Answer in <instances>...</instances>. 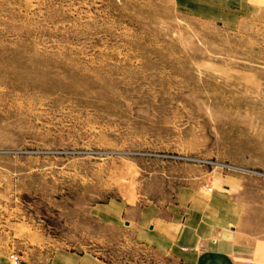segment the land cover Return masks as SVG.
Returning <instances> with one entry per match:
<instances>
[{"label": "rangeland", "instance_id": "rangeland-1", "mask_svg": "<svg viewBox=\"0 0 264 264\" xmlns=\"http://www.w3.org/2000/svg\"><path fill=\"white\" fill-rule=\"evenodd\" d=\"M199 1L0 0L10 264L57 249L140 263L98 203L169 201L233 178L264 195V0Z\"/></svg>", "mask_w": 264, "mask_h": 264}, {"label": "crops", "instance_id": "crops-1", "mask_svg": "<svg viewBox=\"0 0 264 264\" xmlns=\"http://www.w3.org/2000/svg\"><path fill=\"white\" fill-rule=\"evenodd\" d=\"M205 10L214 13L207 6ZM91 210L100 223L122 228L144 252L137 264H154L153 258L170 264H264V195L239 178L211 190L184 189L169 201L110 200ZM0 264H10L2 252ZM18 264L109 263L90 252L57 249L45 262Z\"/></svg>", "mask_w": 264, "mask_h": 264}, {"label": "built area", "instance_id": "built-area-1", "mask_svg": "<svg viewBox=\"0 0 264 264\" xmlns=\"http://www.w3.org/2000/svg\"><path fill=\"white\" fill-rule=\"evenodd\" d=\"M242 264H257L255 261L249 260L246 262H243Z\"/></svg>", "mask_w": 264, "mask_h": 264}]
</instances>
